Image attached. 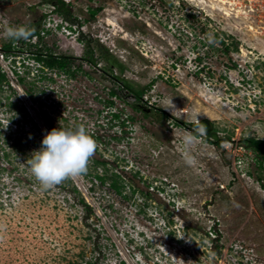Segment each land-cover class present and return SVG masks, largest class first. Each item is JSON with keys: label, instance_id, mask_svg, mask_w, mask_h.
Masks as SVG:
<instances>
[{"label": "rangeland", "instance_id": "rangeland-1", "mask_svg": "<svg viewBox=\"0 0 264 264\" xmlns=\"http://www.w3.org/2000/svg\"><path fill=\"white\" fill-rule=\"evenodd\" d=\"M1 1L9 26L35 23L39 47L81 69L43 67L26 41L0 60V264H264V191L239 148L264 141V0H61L62 14ZM170 97L183 119L162 108ZM195 114L231 141L203 137L188 167L178 145ZM81 124L97 144L87 173L42 190L27 159L46 132Z\"/></svg>", "mask_w": 264, "mask_h": 264}, {"label": "clouds", "instance_id": "clouds-1", "mask_svg": "<svg viewBox=\"0 0 264 264\" xmlns=\"http://www.w3.org/2000/svg\"><path fill=\"white\" fill-rule=\"evenodd\" d=\"M3 36L17 42L28 41L33 36V30L22 25L7 26ZM162 108L170 111L177 119H183V109L176 108L172 97L163 101ZM198 115L195 114L193 117L195 129L185 130L178 145L181 159L188 167L198 165L193 148L198 141L202 142V138L206 135V126L200 123ZM96 148V141L82 124L72 128H53L45 133L41 147L33 151L27 159V167L41 189L49 190L68 179L86 174Z\"/></svg>", "mask_w": 264, "mask_h": 264}, {"label": "trees", "instance_id": "trees-1", "mask_svg": "<svg viewBox=\"0 0 264 264\" xmlns=\"http://www.w3.org/2000/svg\"><path fill=\"white\" fill-rule=\"evenodd\" d=\"M60 14H62L63 12L59 9V10H54ZM98 11V9L95 10H91L90 15L93 16L95 15V13ZM26 27L30 28L33 30V35H38L39 36V40L37 43L35 44H29L32 46H35L37 48V50L35 52H33V57L35 59V61L40 62L43 67L55 71L58 74H68V75H74L75 71H78L79 69H81V65L80 64H75V58H73L72 56H68V55H62V54H56L50 50H46L44 47V50L41 49L39 46H42L41 44V37H40V26L36 27V24H29ZM83 40V39H81ZM85 40V39H84ZM83 40V41H84ZM13 42V40H10L9 43H5L2 45V49L6 52H10L11 51V43ZM24 40H20V44H23ZM223 44V43H222ZM85 55L82 57V60L86 61L89 65H91L92 67H95V65H97V60L94 59V52L92 50V48L90 47L89 42H85ZM39 48V49H38ZM98 49L100 51V58L103 61H107L110 64H114L117 66H120V64L118 63V61L114 58V56H112V54H109L107 51H102V49L99 48L98 45ZM225 50H228V48H225ZM20 81H23L22 79ZM124 87L128 90L127 92L132 93L133 96H135L136 98H139L140 95L143 93V90L141 91H133L132 89H130L129 86L124 85ZM109 94L112 97H116L117 96V91L112 89L109 90ZM106 104L108 105V108H110L111 106L114 105L113 100H107ZM110 111V110H109ZM111 117L113 119H120L119 114L111 112L110 113ZM165 115V114H164ZM201 124L206 126V135L204 136V138L206 139V141L210 142L211 144H214L216 146L220 145V141L221 139L224 140L226 139V141H231L230 137H226V138H217L216 140L213 139V137H216V130L214 128H212L210 126V123L206 120H202L200 121ZM120 125L124 126V121H121L119 123ZM196 124H194L192 126V131L195 129ZM241 142V146L249 151H251L254 155V159H255V164L258 167V173L256 176V180L258 181V183L260 184L261 189L264 191V141L260 140L258 138L255 137H246V138H242L240 140ZM99 179L102 181V178L99 177ZM112 187L117 191L120 192V186L117 185V181L115 179L112 180Z\"/></svg>", "mask_w": 264, "mask_h": 264}, {"label": "built area", "instance_id": "built-area-1", "mask_svg": "<svg viewBox=\"0 0 264 264\" xmlns=\"http://www.w3.org/2000/svg\"><path fill=\"white\" fill-rule=\"evenodd\" d=\"M1 0H0V33H2L3 31H4V29H5V27H7V26H9V23H8V21H7V19L5 18V16H4V14H3V12H2V7H1ZM45 21V20H44ZM47 21V26H49V24H50V19H48V20H46ZM60 23H62V22H60ZM59 25L58 24H55V27L54 28H61V30L64 32V33H66L67 35H69V34H71L72 33V30H71V28H70V26H60V27H58ZM45 27V26H44ZM44 34V30H42V31H40V37L42 36ZM38 40H39V36L38 35H33L28 41H26L27 43H30V42H32V43H30V44H35V43H37L38 42ZM18 43H19V41L17 42V41H13L12 43H11V46H12V48H11V51L10 52H6V51H4L3 49H2V45H0V60H3V59H7L9 56L10 57H14V55L16 54V53H18L19 52V50H18ZM239 148H243L242 146H240Z\"/></svg>", "mask_w": 264, "mask_h": 264}, {"label": "flooded vegetation", "instance_id": "flooded-vegetation-1", "mask_svg": "<svg viewBox=\"0 0 264 264\" xmlns=\"http://www.w3.org/2000/svg\"><path fill=\"white\" fill-rule=\"evenodd\" d=\"M48 2L51 4V6H52V8H53V11L54 10H61L62 12H63V7H66V8H71V6L69 5V4H66V3H64V2H62L61 0H48ZM34 9H35V6L32 4V5H29V7H28V11L29 12H33L34 11ZM91 10H93V9H91ZM91 10H90V12H91ZM50 13L52 12V10H50L49 11ZM55 13H58V12H60V11H58V12H56V11H54ZM61 13V12H60ZM59 14V13H58ZM42 16L43 17H46V14H42ZM45 20V19H44ZM29 24H35V23H29ZM28 24V25H29ZM79 40H80V38H79Z\"/></svg>", "mask_w": 264, "mask_h": 264}, {"label": "bare ground", "instance_id": "bare-ground-1", "mask_svg": "<svg viewBox=\"0 0 264 264\" xmlns=\"http://www.w3.org/2000/svg\"><path fill=\"white\" fill-rule=\"evenodd\" d=\"M221 2H224V0H220ZM225 3H226V1H225ZM231 9V8H230Z\"/></svg>", "mask_w": 264, "mask_h": 264}]
</instances>
